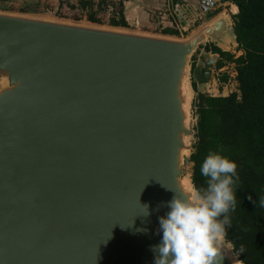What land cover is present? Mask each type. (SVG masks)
Listing matches in <instances>:
<instances>
[{"label": "water", "instance_id": "obj_1", "mask_svg": "<svg viewBox=\"0 0 264 264\" xmlns=\"http://www.w3.org/2000/svg\"><path fill=\"white\" fill-rule=\"evenodd\" d=\"M210 44L239 52L229 14L185 42L0 15V264H154L219 97Z\"/></svg>", "mask_w": 264, "mask_h": 264}, {"label": "trees", "instance_id": "obj_2", "mask_svg": "<svg viewBox=\"0 0 264 264\" xmlns=\"http://www.w3.org/2000/svg\"><path fill=\"white\" fill-rule=\"evenodd\" d=\"M0 3L6 12L25 15L49 12L41 2L0 0ZM218 3L238 8L232 19L238 50L243 54L235 58L218 48L213 50L220 55L217 70L228 63L235 65L233 80L237 88L227 97L203 94L197 97L195 115L198 123L191 157L195 163L193 184L195 188L204 185L200 166L209 151L221 149L238 164L237 206L231 213L232 224L227 230V239L233 242L234 252L243 264H264V209L253 203L264 195V0H218ZM89 6V1L80 0L77 6L69 3L67 12L62 7L53 12L56 17L75 22L86 20L98 26L128 28L122 4L113 7L110 18L90 12ZM219 13H211L209 18ZM161 34L181 36L174 29H166ZM221 77V83L230 82L226 74Z\"/></svg>", "mask_w": 264, "mask_h": 264}, {"label": "clouds", "instance_id": "obj_3", "mask_svg": "<svg viewBox=\"0 0 264 264\" xmlns=\"http://www.w3.org/2000/svg\"><path fill=\"white\" fill-rule=\"evenodd\" d=\"M237 168L238 164L218 149L209 151L201 163L203 186H187L177 193L161 183L175 195L167 202L169 211L159 217L162 237L158 245L152 246L154 264H223L224 253L233 248L227 230L237 206ZM253 203L264 209V195ZM139 205V215L149 216V206Z\"/></svg>", "mask_w": 264, "mask_h": 264}, {"label": "crops", "instance_id": "obj_4", "mask_svg": "<svg viewBox=\"0 0 264 264\" xmlns=\"http://www.w3.org/2000/svg\"><path fill=\"white\" fill-rule=\"evenodd\" d=\"M79 1L80 0H40V2L45 5L47 4L52 5L55 11L58 10L60 7H62L66 12L68 11L69 3H71L74 6H77ZM87 1H89L90 4L89 6L90 12L93 11L95 13L101 14V16H105L106 18H110L114 6L122 4L125 21L128 24V28L118 27V29L124 30L125 32H135L140 34H142L141 32L143 30H146L147 32L149 31L158 32L161 36L160 38L169 39V40H172L173 38H177V37L163 35L161 34V32H163L166 29H174L179 32L182 30L185 31L186 29L191 28V26L196 21L204 17V16L199 17L197 10L198 0H87ZM178 2H181V4H179ZM177 5L181 6L182 9H184L185 11V15L183 16L182 19H180L178 15L174 12L175 7ZM224 6L226 7L224 13L229 14L231 18L238 13V8L236 6L231 4H224ZM229 67L233 69L234 65L228 63L224 67L225 68L224 74L226 75L230 74L227 70L229 69ZM234 77L235 76H233V78ZM216 78H222V77H216ZM216 84L217 86L215 88L217 89L218 96H220L219 95L220 92L225 93L228 89H230L229 87L231 86L228 83L226 84L221 83V80L219 79ZM231 92L232 90L228 91L229 94Z\"/></svg>", "mask_w": 264, "mask_h": 264}, {"label": "rangeland", "instance_id": "obj_5", "mask_svg": "<svg viewBox=\"0 0 264 264\" xmlns=\"http://www.w3.org/2000/svg\"><path fill=\"white\" fill-rule=\"evenodd\" d=\"M28 3L31 2H40V0H22ZM45 5V4H44ZM45 7H47L48 11L47 13H43V14H38V15H25V14H19V13H13V12H6L3 10L2 4L0 3V15H7V16H15V17H22V18H28V19H32V20H38V21H44V22H50V23H58V24H65V25H72V26H79V27H87V28H94V29H99V30H107V31H113V32H118V33H127V34H134L137 36H145V37H152V38H160V34L158 32H147L146 30H143L140 33H135V32H125L124 30H120L118 28H111V27H106V26H98L95 24H91L88 23L86 20H83L81 22H75L73 20L70 19H64V18H59L56 17L55 13L53 11L54 8L52 5L47 4L45 5ZM226 7L224 5H221L220 3H218V7L214 12L220 11V13L213 18H209V15H205L202 19H199L198 21H196L191 28L186 29L185 31H180L181 36L177 37V38H173L172 40L174 41H178V42H185L188 41L189 39H191L192 37H194L196 34H198L201 30H203V28H205L208 24H210L213 20H215L216 18H218L221 14H223L225 12ZM56 12V11H55ZM159 34V35H158ZM162 39V38H160ZM243 54L242 51L237 52V55L235 58H238L239 56H241ZM228 72L230 73L229 75H227L228 77H230V81L228 84L231 85L225 93L220 92V96L222 97H227L229 95L228 91H236V83H234V78L233 76H235V65L233 67V69L231 67H229V69H227ZM234 71V72H233ZM218 77V76H216ZM218 79L220 80L221 78H216V80L218 81Z\"/></svg>", "mask_w": 264, "mask_h": 264}, {"label": "built area", "instance_id": "obj_6", "mask_svg": "<svg viewBox=\"0 0 264 264\" xmlns=\"http://www.w3.org/2000/svg\"><path fill=\"white\" fill-rule=\"evenodd\" d=\"M197 10H198V14L199 17L200 16H205L208 15L210 13H212L213 11H215L218 7V0H198V5H197ZM180 9L182 10V7L177 5L175 7L174 12L176 14H180ZM225 73V68H222L221 70H218L216 73V76L221 77V75H223Z\"/></svg>", "mask_w": 264, "mask_h": 264}, {"label": "flooded vegetation", "instance_id": "obj_7", "mask_svg": "<svg viewBox=\"0 0 264 264\" xmlns=\"http://www.w3.org/2000/svg\"><path fill=\"white\" fill-rule=\"evenodd\" d=\"M216 47L214 46V45H212V44H210V45H207V47L205 48V50L207 51V52H212V53H214L213 52V50L215 49ZM215 54V53H214ZM217 54V53H216ZM220 56V55H219ZM220 60V59H219ZM217 65L215 66V69L213 70V77H212V80H211V83L209 84V91H211L212 89H213V87H216L217 86V81H216V73H217ZM206 95H209V94H206Z\"/></svg>", "mask_w": 264, "mask_h": 264}, {"label": "bare ground", "instance_id": "obj_8", "mask_svg": "<svg viewBox=\"0 0 264 264\" xmlns=\"http://www.w3.org/2000/svg\"><path fill=\"white\" fill-rule=\"evenodd\" d=\"M183 86H184V88H185V82L183 83Z\"/></svg>", "mask_w": 264, "mask_h": 264}]
</instances>
